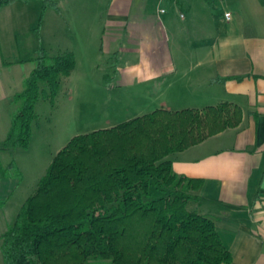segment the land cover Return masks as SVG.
Returning a JSON list of instances; mask_svg holds the SVG:
<instances>
[{
  "label": "crops",
  "instance_id": "1",
  "mask_svg": "<svg viewBox=\"0 0 264 264\" xmlns=\"http://www.w3.org/2000/svg\"><path fill=\"white\" fill-rule=\"evenodd\" d=\"M51 2L44 12V0H17L0 14L55 10L68 24L45 29L49 48L74 53L75 71L91 53L113 57L116 82L135 88L146 115L240 107L238 127L170 159L178 176L203 181L191 208L215 221L230 264H264V0ZM2 54L0 44V86Z\"/></svg>",
  "mask_w": 264,
  "mask_h": 264
},
{
  "label": "trees",
  "instance_id": "2",
  "mask_svg": "<svg viewBox=\"0 0 264 264\" xmlns=\"http://www.w3.org/2000/svg\"><path fill=\"white\" fill-rule=\"evenodd\" d=\"M15 1L0 0V10ZM34 61L5 150L29 147L41 94L54 103L77 65L74 53L45 49ZM242 115L229 103L159 109L74 137L0 239L4 264H230L215 221L191 208L203 181L178 176L170 157L238 127Z\"/></svg>",
  "mask_w": 264,
  "mask_h": 264
},
{
  "label": "rangeland",
  "instance_id": "3",
  "mask_svg": "<svg viewBox=\"0 0 264 264\" xmlns=\"http://www.w3.org/2000/svg\"><path fill=\"white\" fill-rule=\"evenodd\" d=\"M33 10L10 9L0 14V44L5 58L0 86V239L38 188L54 158L74 137L111 129L152 111L142 110L139 101L133 99L135 88L116 82L113 57L91 53L64 80L54 103L41 94L29 147L3 149L19 110L14 97L23 91L39 51L45 49L51 56L63 54L49 48L44 34L48 26L60 23L66 28L68 22L53 9L44 19L41 12ZM13 31L18 33L16 38ZM0 264H4L1 241Z\"/></svg>",
  "mask_w": 264,
  "mask_h": 264
},
{
  "label": "built area",
  "instance_id": "4",
  "mask_svg": "<svg viewBox=\"0 0 264 264\" xmlns=\"http://www.w3.org/2000/svg\"><path fill=\"white\" fill-rule=\"evenodd\" d=\"M227 17L229 18V15H227Z\"/></svg>",
  "mask_w": 264,
  "mask_h": 264
}]
</instances>
